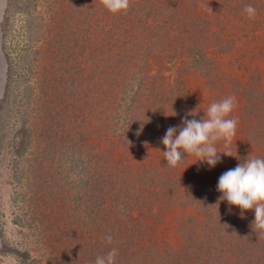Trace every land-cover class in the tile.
Wrapping results in <instances>:
<instances>
[{
	"label": "rangeland",
	"instance_id": "obj_1",
	"mask_svg": "<svg viewBox=\"0 0 264 264\" xmlns=\"http://www.w3.org/2000/svg\"><path fill=\"white\" fill-rule=\"evenodd\" d=\"M158 2L163 0H131L127 12L113 14L101 0H0V264H86L81 243L87 192L99 193L96 181L109 189L110 182L129 176L132 193L144 194L134 183L140 179L142 187L154 183L158 201L176 193L173 184L185 196L177 194L169 208L157 205L142 221L148 226L143 243L154 238L160 247L175 249L181 214L205 216L201 212L209 202L193 192H212L221 174L245 156L264 158V136L251 135L258 120L246 110L252 104L264 109V0H179L185 13L194 14L190 20L179 19L177 11L164 13ZM249 4L256 8L254 19L243 11ZM93 11L101 17L100 27L89 30L85 22ZM125 17L134 27L122 21ZM160 20L171 26L164 45ZM196 31L207 40L197 39ZM136 34L159 39L139 46ZM89 48L97 52L86 59ZM118 50L125 56L122 67L110 71L105 62L116 52L118 58ZM100 56L102 62L89 68ZM205 76H217L221 88ZM174 87L184 92L179 100L193 107L181 110L176 101L170 103ZM228 96L236 98L227 117L238 119L236 134L214 146L233 156L219 153L221 161L209 167L184 153L175 167L168 166L161 143L167 129L180 126L182 115L206 119L210 104ZM246 98L253 102L245 105ZM193 111L195 116L189 115ZM258 127L264 129V119ZM219 200V195L213 199L211 214L228 215L221 222L209 217L199 226L190 222L199 230L200 245L206 239L217 244L229 254L221 257L224 264H237L230 257L232 243L243 253H262L264 238L251 226L254 209L237 220L240 207ZM193 201L203 204L183 206ZM250 228L251 236L245 235ZM221 230L222 239L216 236ZM261 240L259 249L254 243Z\"/></svg>",
	"mask_w": 264,
	"mask_h": 264
},
{
	"label": "trees",
	"instance_id": "obj_2",
	"mask_svg": "<svg viewBox=\"0 0 264 264\" xmlns=\"http://www.w3.org/2000/svg\"><path fill=\"white\" fill-rule=\"evenodd\" d=\"M163 2H158L159 4L157 5L162 11H164V13H167V10L172 13L174 11H177V15H180L179 19H181V17L183 18L185 15L186 16L185 19L188 18L190 20L194 16V14L185 13L187 10H182L181 8L182 6L179 0H163ZM156 8L158 9V7ZM154 18H155L154 23L156 24L154 27L156 28L158 25L157 16ZM199 18L201 20H206L208 22V20L202 16H199ZM87 19H88L87 22H85L86 25H89L87 29L89 30L91 28L97 29L100 27L101 17L100 16L97 17V13H95L94 11L93 14L87 17ZM122 21L125 24L134 27V24L129 18L125 17L123 18ZM114 23L116 24V22ZM160 23H161L160 31L162 32V34H160V39L162 38V43H163L164 35L169 31V28H171V26H166L163 20H160ZM122 26L123 28L121 30V36L125 37L124 39H122V41L126 42L128 41L126 40L127 37L126 33H128V30H126L127 27L125 28L124 25ZM191 26L196 27V25L193 23H191ZM197 28H199L198 24H197ZM200 28L208 29L207 32L210 30V28L207 25H201ZM195 36L197 37V39L207 40V38H205V34L201 33L200 31L195 33ZM84 37L85 36L83 35V39L86 41ZM136 38L139 40V42H137L139 46L142 45L144 47L148 45L149 39L150 42H152L151 40H153L149 35L145 36L142 34H136ZM145 38L147 42L145 41ZM154 38L155 40L159 39L157 38L156 35L154 36ZM89 52L90 53L92 52L93 55L97 51L89 48L88 53L86 54L83 53L84 58L87 57L86 59H88ZM157 52H158V48L156 47V51H154V54L152 56V62L154 65L158 64V61L156 60V56H155ZM116 55L117 52L116 54H113L111 58L109 57L106 62L105 59L103 60V62H105V64L107 65L106 69L112 70L114 68L113 70L116 69L118 71L121 69L122 67L121 65L123 62L122 58L123 57L125 58V56L119 50H118V58H116ZM100 61L102 62L101 56L98 57V60L96 59L91 64L92 66H90L89 68L97 66L98 63H100ZM160 67L164 68L165 65L161 63ZM205 77L207 80H214L215 83L217 82V85L219 86V88H221L220 84L218 83L219 80L217 76H215V79L211 76H205ZM148 83H153V82L148 81ZM209 84L212 86H216L213 83L212 84L209 83ZM153 85L157 87V85L155 84ZM159 87L161 86L159 85ZM161 91H164V89ZM182 93L184 92L179 91L178 87H174L173 92L168 96L169 98L168 97L167 98L170 100V103L176 101L178 103V107L180 106L181 110L186 106L193 107V105H190L184 101L179 100L180 97L179 95ZM251 102H253L251 98H246L245 105L250 104ZM262 106L263 104L261 103L259 107ZM246 110L253 111L254 113L252 115H255L258 120L256 126L255 123L253 122L251 124L252 127L250 132L251 135L257 138L263 137L264 129L258 127L259 123L264 119L263 107L261 109H254L252 104L249 105V107H247ZM178 117H179V111L178 113H176V115H174V118L176 119L175 121H177ZM184 118L186 117L182 115V119ZM152 126L154 127L157 126L156 122H154V125ZM248 138L251 139L250 136ZM252 157L253 155H249V156H245L244 158L251 159ZM141 171L142 170L139 169L138 172ZM138 172L134 171V174H137ZM216 181L212 184L214 187L213 189H211L212 192H210L209 189H202L201 191L193 192V194L195 195L200 193L199 194L200 197L206 200L207 202H209L208 204H206V207L204 209L205 214L201 212V214L205 216L203 219H200V215L195 216L192 213H188V212L185 214L184 213L181 214L182 216L178 221L179 225L177 224L178 232L179 230H181V232H179L181 240H179L176 243L177 245H175L176 246L175 249L160 247L154 238L150 243H143L141 241V235L145 232V229L148 227L145 226L142 223V221H144V218L147 217L149 212H151V215L155 213V211L152 209H156L157 205H161L163 203H165L164 207L169 208L168 206H172L174 204L177 194L184 199L185 196L181 193V191L177 192L175 184H173V186L176 193L174 195L169 194V196H171L169 199H167L165 195L164 198H162V200L158 201L157 190H155V185L153 182H151V186L142 187V181H140V179L134 180V183L139 185L142 192H144L143 195H140V194H135L136 189L134 190V193H132L133 186L131 184V176H129L128 180L125 178H119L117 181L115 179L113 183L110 182V187L109 185H107L109 189H106L105 188L106 186L102 188L99 182L96 181V183L99 185L96 186L99 193L97 194V193L87 192L88 200L86 201L85 199L83 200L85 201L83 203V243H81L83 245V263L86 262V264H94L95 258L97 256L105 255L110 249L116 248L118 250V255L116 256L115 264H224L223 259H225V257H223L222 259L221 257L225 255L228 256L229 254L223 253L222 250L220 251L217 244L208 242L207 239L205 240L203 246H201L199 242L200 239V235L198 234L199 230L194 227L192 228V225L190 223L192 222L193 225L199 226V221L206 223L205 220L207 219V217L213 218L214 220L221 222L223 216L225 217L228 216V215H222L220 213V210H219V216L211 214L213 213L211 207L213 203V199L214 198L216 199L218 195L220 198V194H222L217 189H215ZM159 187L163 191L166 190V186L163 183H161ZM109 191L112 192L110 193ZM116 192L117 194H115ZM210 194L214 196V198L211 199L212 200L211 202H210ZM222 201H226V200H222ZM119 204H121L122 211L124 212H122L120 208L117 206ZM198 204L202 205L203 203H199L198 201H193L183 204V206L185 207L193 206L192 208H196ZM186 215H192V217L195 216V218ZM49 217L55 218V215H50ZM233 217L234 215L232 214L231 218L233 219ZM243 217H245V213L239 216V219L237 220H241L243 219ZM252 232L253 230L250 228V231L249 232L246 231V233L244 232V234L251 236ZM224 233L225 232L221 230V232L216 234V236L222 239ZM256 233L259 234L258 235L259 240L261 238H264V231L256 230ZM60 234H62L61 230H60ZM109 234L113 238L111 244L107 243V241L105 240V237ZM238 235L241 236V234ZM254 244H256V246H258L259 244H263V240H261V243L256 242ZM259 246L258 248L260 249ZM232 247H233L232 250H229V252H230V257L233 259L232 261L234 263L236 262L237 264H239L240 261H241L240 264L264 263V250L260 249L262 253L251 251L250 253L246 254L242 252V249L237 244L232 243ZM211 249L220 252H217L216 256L210 257L207 254H209L208 251Z\"/></svg>",
	"mask_w": 264,
	"mask_h": 264
},
{
	"label": "clouds",
	"instance_id": "obj_3",
	"mask_svg": "<svg viewBox=\"0 0 264 264\" xmlns=\"http://www.w3.org/2000/svg\"><path fill=\"white\" fill-rule=\"evenodd\" d=\"M101 3L109 12L115 14L127 12L131 0H101ZM243 11L249 19L256 16L253 5H246ZM235 106V96H228L210 104L206 119L184 118L180 126H170L161 139L166 148L163 155L167 165L175 167L184 153L195 154L199 157L197 161L206 162L209 167H215L221 161L219 153L233 156L218 152L214 145L218 140L231 142L235 136L238 119L227 118ZM195 114L194 111L189 113L192 116ZM217 190L222 193L220 200L240 207L241 215L244 210L254 209L255 218L251 226L253 230L264 231V158L245 159L235 168L222 173L218 179ZM112 239L110 234L105 237L109 244ZM117 255L118 250L112 248L105 255L97 256L94 264H115Z\"/></svg>",
	"mask_w": 264,
	"mask_h": 264
}]
</instances>
